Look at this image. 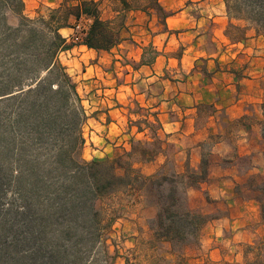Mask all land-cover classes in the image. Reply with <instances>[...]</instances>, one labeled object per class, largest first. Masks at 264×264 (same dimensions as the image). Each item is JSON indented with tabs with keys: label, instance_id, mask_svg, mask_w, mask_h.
Masks as SVG:
<instances>
[{
	"label": "crops",
	"instance_id": "crops-1",
	"mask_svg": "<svg viewBox=\"0 0 264 264\" xmlns=\"http://www.w3.org/2000/svg\"><path fill=\"white\" fill-rule=\"evenodd\" d=\"M28 1L34 9L63 4ZM86 1L97 5L119 42L88 49V17L59 30L72 44L59 59L81 81L78 95V89L91 93L85 102L96 112L82 126L85 161L114 159L140 142L154 150L133 156L141 175L175 174L185 183L207 163L206 179L186 189L188 209L206 218L193 257L263 264L256 187L264 182V35L231 18L226 0ZM124 197L128 212L113 225V236L132 245L154 241L149 223L156 208L140 192Z\"/></svg>",
	"mask_w": 264,
	"mask_h": 264
},
{
	"label": "trees",
	"instance_id": "trees-1",
	"mask_svg": "<svg viewBox=\"0 0 264 264\" xmlns=\"http://www.w3.org/2000/svg\"><path fill=\"white\" fill-rule=\"evenodd\" d=\"M3 6H15L21 15L24 3L0 0V23ZM226 7L231 18L264 35V0H226ZM82 17L92 20L83 41L88 49L118 44V32L109 30L97 5L86 0H63L46 20L21 16L16 28L3 24L0 30L3 59L12 57L0 65V264H112L106 242L116 217L100 204L121 190L142 193L156 208L150 229L172 253L197 243L206 223L188 209L186 189L206 179L207 163L185 183L175 174L141 175L133 156L143 159L154 150L140 142L111 160H82V100L59 61L72 47L59 30ZM7 190L15 194L10 203L4 202ZM256 191L264 222V182Z\"/></svg>",
	"mask_w": 264,
	"mask_h": 264
},
{
	"label": "rangeland",
	"instance_id": "rangeland-1",
	"mask_svg": "<svg viewBox=\"0 0 264 264\" xmlns=\"http://www.w3.org/2000/svg\"><path fill=\"white\" fill-rule=\"evenodd\" d=\"M23 3H24V8L21 15L17 14L16 11H14L16 9L15 6L9 8H7L6 6L2 7L1 11L4 16L3 19L5 20H3V22L0 23V30L3 29V24L4 25L6 24L11 28H16L19 24L21 16L27 20H32V21L40 17L46 20L50 14V11L54 10L49 7L41 6V5L36 9H34L32 8L31 2H29L28 0L25 1L23 0ZM5 54H7V52H5L4 46L1 44L0 41V65L6 60L12 58L10 56L9 58L6 57L3 59V56ZM59 61L63 66L66 67L64 56H62V58L59 59ZM72 79L73 82L76 84V86L79 87V83H81V81L78 82V79L75 77H72ZM78 92L81 94L80 96L83 99L82 101H84L83 103H81V106L83 107L85 118L86 120L91 119L90 117L92 115L94 117L96 112L91 111V109L87 107L88 104L85 102L88 101L87 98L91 95V93L84 94L82 93L81 89H78ZM90 102L95 103L96 102L95 98H93ZM92 106L93 108H96L95 105ZM86 120L84 123H86ZM88 148L89 147L86 146L87 150ZM81 157L82 160L85 161L88 158L87 151L85 153H83L82 151ZM126 193L127 192L124 193V191L121 190L120 192L107 198L100 204V207H102L105 210L108 216L113 215L114 217H116V222L119 219H121L124 215H126V213L128 212L127 210L128 204L126 202L129 203V199L124 197ZM14 196L15 194L12 191L7 190V194L4 197V202L6 203L12 202ZM109 238L110 239L107 240L106 243L108 246L109 255L113 259L111 260L112 262L110 261V263L112 264H245L236 261L235 262L197 261L195 257H193V254L195 253L198 242L190 246H187L186 248L183 249V251L179 253H172L171 248L167 244H161L160 242L155 240L151 242H145L144 240H141L138 244L132 245L128 241L123 240L122 238H117L113 236V230L110 232ZM92 258L93 257L90 255L88 258L89 263L92 260Z\"/></svg>",
	"mask_w": 264,
	"mask_h": 264
},
{
	"label": "built area",
	"instance_id": "built-area-1",
	"mask_svg": "<svg viewBox=\"0 0 264 264\" xmlns=\"http://www.w3.org/2000/svg\"><path fill=\"white\" fill-rule=\"evenodd\" d=\"M75 30L83 32V29H82V27L79 24L75 26Z\"/></svg>",
	"mask_w": 264,
	"mask_h": 264
}]
</instances>
